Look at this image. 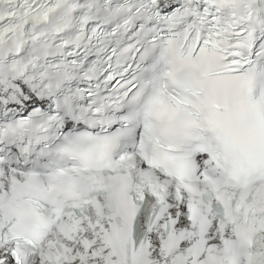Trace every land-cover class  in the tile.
I'll return each instance as SVG.
<instances>
[{
	"label": "snow or ice",
	"instance_id": "obj_1",
	"mask_svg": "<svg viewBox=\"0 0 264 264\" xmlns=\"http://www.w3.org/2000/svg\"><path fill=\"white\" fill-rule=\"evenodd\" d=\"M0 264H264V0H0Z\"/></svg>",
	"mask_w": 264,
	"mask_h": 264
}]
</instances>
